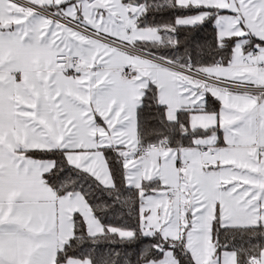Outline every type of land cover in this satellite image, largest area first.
<instances>
[{"label":"snow or ice","instance_id":"snow-or-ice-1","mask_svg":"<svg viewBox=\"0 0 264 264\" xmlns=\"http://www.w3.org/2000/svg\"><path fill=\"white\" fill-rule=\"evenodd\" d=\"M0 264H264V0H0Z\"/></svg>","mask_w":264,"mask_h":264}]
</instances>
